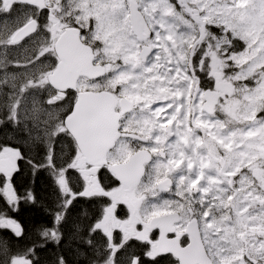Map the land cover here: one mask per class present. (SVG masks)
<instances>
[{
	"label": "snow or ice",
	"instance_id": "snow-or-ice-1",
	"mask_svg": "<svg viewBox=\"0 0 264 264\" xmlns=\"http://www.w3.org/2000/svg\"><path fill=\"white\" fill-rule=\"evenodd\" d=\"M0 129V264H264V0H0Z\"/></svg>",
	"mask_w": 264,
	"mask_h": 264
},
{
	"label": "trees",
	"instance_id": "trees-1",
	"mask_svg": "<svg viewBox=\"0 0 264 264\" xmlns=\"http://www.w3.org/2000/svg\"><path fill=\"white\" fill-rule=\"evenodd\" d=\"M11 129H0V135ZM20 167L23 168L24 165L21 162ZM16 187L23 192L25 187L32 185L37 202L35 204H24L21 203L20 211L16 214V219L22 224V226L27 230L30 239L22 242L31 246L33 243L39 244L41 242L40 237L36 233L37 227L40 225H50L51 218L45 212V205H51V196H52V181L48 175L44 172H40L35 176V182L32 183V177L30 174H25L21 172L15 177ZM86 206V205H84ZM81 207L77 205V209L73 210V213L70 215V219L75 215L76 211ZM91 210V209H90ZM133 247L128 249L129 252L134 250ZM69 246V240L67 235L65 236L64 243L60 245L58 249L54 244H47L44 247L36 248V258H38L39 264H53L56 256L55 254L61 249H67ZM72 249H75L76 245L71 244ZM136 250V249H135ZM64 254L68 257L69 261L74 260L73 252L64 251Z\"/></svg>",
	"mask_w": 264,
	"mask_h": 264
},
{
	"label": "flooded vegetation",
	"instance_id": "flooded-vegetation-1",
	"mask_svg": "<svg viewBox=\"0 0 264 264\" xmlns=\"http://www.w3.org/2000/svg\"><path fill=\"white\" fill-rule=\"evenodd\" d=\"M165 195H167V194H165ZM117 241L119 242V237H117ZM139 242H136V241H130V244H134V246L135 245H137ZM136 249V251H139V248H135ZM142 258H144V257H142ZM144 259H147V258H144Z\"/></svg>",
	"mask_w": 264,
	"mask_h": 264
}]
</instances>
